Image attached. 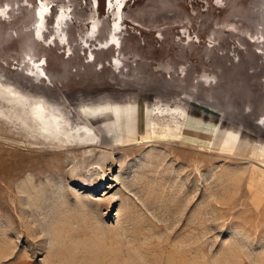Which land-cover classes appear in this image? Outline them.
<instances>
[{
    "label": "rangeland",
    "instance_id": "rangeland-1",
    "mask_svg": "<svg viewBox=\"0 0 264 264\" xmlns=\"http://www.w3.org/2000/svg\"><path fill=\"white\" fill-rule=\"evenodd\" d=\"M41 1L0 0V264H264V0Z\"/></svg>",
    "mask_w": 264,
    "mask_h": 264
},
{
    "label": "bare ground",
    "instance_id": "bare-ground-1",
    "mask_svg": "<svg viewBox=\"0 0 264 264\" xmlns=\"http://www.w3.org/2000/svg\"><path fill=\"white\" fill-rule=\"evenodd\" d=\"M41 2L42 7L40 10L47 9L48 5H46L43 0ZM110 2L112 3L113 0ZM40 14L42 16L43 11H40ZM45 16L47 17V15ZM109 38L110 36L108 35L107 40H109ZM112 45L116 46V42L112 41ZM43 71L45 75H47L46 70L43 69ZM41 78L45 79L44 76ZM84 109L86 110L87 114L89 113V115L93 117V119H99L101 122L103 121L102 123L106 125L105 129L108 131V134H111L112 138H114L116 141L130 142L141 138V136H137L140 134H138V129L136 128V121L138 117L136 113V105L130 103H126V105H122L120 103H104L99 105H90L87 108L85 105ZM177 114L175 113V115ZM32 115L40 124L41 128L45 131L46 137L59 141L62 144L81 143L83 145L90 146L93 145L98 138L94 130L95 123L91 120L90 116L87 119L84 118L86 121L85 124L79 128H76L75 126H71L72 124L69 126L66 120H62L60 114L55 113L54 111L49 110L43 104L36 102L32 108ZM204 126H206V124ZM258 173L264 175V171L255 172L254 174L257 175Z\"/></svg>",
    "mask_w": 264,
    "mask_h": 264
},
{
    "label": "trees",
    "instance_id": "trees-1",
    "mask_svg": "<svg viewBox=\"0 0 264 264\" xmlns=\"http://www.w3.org/2000/svg\"><path fill=\"white\" fill-rule=\"evenodd\" d=\"M101 9H103V5H102Z\"/></svg>",
    "mask_w": 264,
    "mask_h": 264
}]
</instances>
